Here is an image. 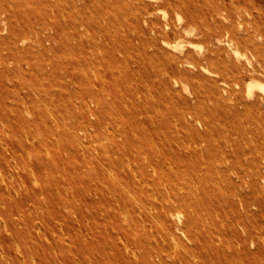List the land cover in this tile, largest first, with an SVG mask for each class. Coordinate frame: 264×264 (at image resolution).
<instances>
[{"label": "rangeland", "instance_id": "rangeland-1", "mask_svg": "<svg viewBox=\"0 0 264 264\" xmlns=\"http://www.w3.org/2000/svg\"><path fill=\"white\" fill-rule=\"evenodd\" d=\"M0 264H264V0H0Z\"/></svg>", "mask_w": 264, "mask_h": 264}, {"label": "bare ground", "instance_id": "bare-ground-1", "mask_svg": "<svg viewBox=\"0 0 264 264\" xmlns=\"http://www.w3.org/2000/svg\"><path fill=\"white\" fill-rule=\"evenodd\" d=\"M143 2V1H142ZM16 22V21H15ZM102 29H104V28H102ZM126 36H128V35H126ZM128 38V37H127ZM126 38V39H127ZM67 53V52H66ZM40 54V53H39ZM68 54V53H67ZM65 55V54H64ZM70 55V54H69ZM235 86H237V85H235ZM148 87V86H147ZM238 87V86H237ZM255 87V86H254ZM80 128V127H79ZM81 129V128H80ZM198 137V136H197ZM125 148V147H124ZM132 152V151H131ZM133 153V152H132ZM228 168V167H227Z\"/></svg>", "mask_w": 264, "mask_h": 264}]
</instances>
